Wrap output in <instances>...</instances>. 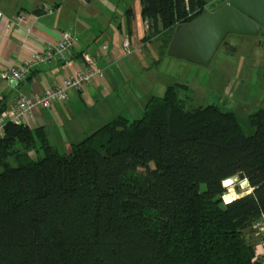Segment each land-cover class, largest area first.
Returning a JSON list of instances; mask_svg holds the SVG:
<instances>
[{
    "label": "trees",
    "instance_id": "1",
    "mask_svg": "<svg viewBox=\"0 0 264 264\" xmlns=\"http://www.w3.org/2000/svg\"><path fill=\"white\" fill-rule=\"evenodd\" d=\"M140 4L160 56L207 6ZM185 88L149 96L141 117L116 115L63 153L43 128L6 123L0 264H259L246 233L264 225V108L245 135L231 112L184 109ZM233 178L250 192L223 203ZM258 236L264 242V230Z\"/></svg>",
    "mask_w": 264,
    "mask_h": 264
},
{
    "label": "crops",
    "instance_id": "2",
    "mask_svg": "<svg viewBox=\"0 0 264 264\" xmlns=\"http://www.w3.org/2000/svg\"><path fill=\"white\" fill-rule=\"evenodd\" d=\"M0 13L4 16L0 17V71L24 64L44 45L55 44L63 32L76 39L72 56L75 67H82L81 56L87 53L103 71L101 79L71 93L65 103L47 110H32L26 125L31 129L43 128L49 142L58 150H67L71 143L93 133L116 115L133 117L141 112L140 107L143 110L151 90L142 84L132 93L129 89L139 73L156 64V60L152 63L149 59L151 55L160 56V43L141 18L140 0H0ZM17 16L23 17L20 25L7 29L6 19ZM124 40L128 42L127 48L123 46ZM106 41L108 48L103 53L100 48ZM234 49L235 42L228 44L230 52ZM257 49L262 50L260 43ZM66 75L68 68L54 62L32 66L25 81L17 85L0 80L4 110L9 109L18 96L53 88ZM139 92L145 96L142 101L135 96ZM261 233L263 230L254 229L246 233L247 239L255 245L258 259L264 255L263 241L258 236Z\"/></svg>",
    "mask_w": 264,
    "mask_h": 264
},
{
    "label": "rangeland",
    "instance_id": "3",
    "mask_svg": "<svg viewBox=\"0 0 264 264\" xmlns=\"http://www.w3.org/2000/svg\"><path fill=\"white\" fill-rule=\"evenodd\" d=\"M231 42H235L233 53L228 50V44ZM258 43L262 50L257 49ZM263 52L264 37L228 35L207 66L188 63L165 55H151L149 61L153 63L156 60V64L153 68L139 73L133 80L129 92L142 84L144 88L149 87L150 96H161L168 86H186L180 92L184 109L214 105L222 111L233 113L243 133L251 135L255 129L249 124L248 118L258 109L264 108ZM141 93H135L139 101L145 97ZM139 109L141 112H138V116L129 118L141 117L142 109L141 107ZM133 113L135 114V111ZM59 151L63 153L62 149ZM230 183L228 187L223 183L226 188V193L222 197L223 203H226L227 198H237L249 191L237 178L230 179Z\"/></svg>",
    "mask_w": 264,
    "mask_h": 264
},
{
    "label": "built area",
    "instance_id": "4",
    "mask_svg": "<svg viewBox=\"0 0 264 264\" xmlns=\"http://www.w3.org/2000/svg\"><path fill=\"white\" fill-rule=\"evenodd\" d=\"M0 17L4 18L1 13ZM22 19V16L6 19L5 26L7 29L19 26ZM75 46V37L68 32H63L60 39L55 44L44 45L40 52L33 53L24 64L0 71V80L9 85H17L25 81L32 66H44L51 65L54 62H60L68 68V75H66L58 85L53 88H47L40 93L20 95L9 109L1 113L0 138L4 134V126L6 123L26 125L33 109L47 110L55 104H63L67 101L71 93L79 92L93 80L103 77V71L97 68L96 60L87 53L81 56L82 67H75L72 60ZM123 46L125 48L128 47L127 40H124ZM107 48L108 42L106 41L101 45L100 50L106 53ZM242 195L244 194H241V196ZM252 229L262 231L264 230V225L262 222H256L252 226ZM262 247L264 248V242L262 243ZM254 260L259 264H264V255H262V259H258L254 256Z\"/></svg>",
    "mask_w": 264,
    "mask_h": 264
},
{
    "label": "water",
    "instance_id": "5",
    "mask_svg": "<svg viewBox=\"0 0 264 264\" xmlns=\"http://www.w3.org/2000/svg\"><path fill=\"white\" fill-rule=\"evenodd\" d=\"M205 1L201 16L175 30L167 56L207 66L228 35L264 37V0Z\"/></svg>",
    "mask_w": 264,
    "mask_h": 264
},
{
    "label": "bare ground",
    "instance_id": "6",
    "mask_svg": "<svg viewBox=\"0 0 264 264\" xmlns=\"http://www.w3.org/2000/svg\"><path fill=\"white\" fill-rule=\"evenodd\" d=\"M230 184H231V183H230V180H227V181L224 182V185L227 186V187L230 186ZM243 184H244L245 187H246V182H243ZM228 197H229V196H228ZM233 199H235V198H227V201L229 202V201H231V200H233ZM227 201H226V202H227Z\"/></svg>",
    "mask_w": 264,
    "mask_h": 264
}]
</instances>
